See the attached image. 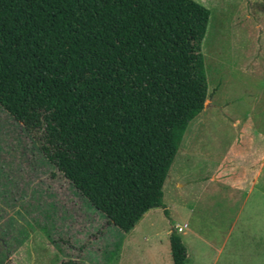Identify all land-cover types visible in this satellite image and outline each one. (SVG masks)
I'll use <instances>...</instances> for the list:
<instances>
[{
    "label": "trees",
    "instance_id": "1",
    "mask_svg": "<svg viewBox=\"0 0 264 264\" xmlns=\"http://www.w3.org/2000/svg\"><path fill=\"white\" fill-rule=\"evenodd\" d=\"M208 17L195 0H0V105L123 232L150 208L168 215L162 185L207 98Z\"/></svg>",
    "mask_w": 264,
    "mask_h": 264
},
{
    "label": "rangeland",
    "instance_id": "2",
    "mask_svg": "<svg viewBox=\"0 0 264 264\" xmlns=\"http://www.w3.org/2000/svg\"><path fill=\"white\" fill-rule=\"evenodd\" d=\"M203 109L189 121L162 185L168 215L147 210L128 232L112 224L0 105V264H264V0H195Z\"/></svg>",
    "mask_w": 264,
    "mask_h": 264
}]
</instances>
